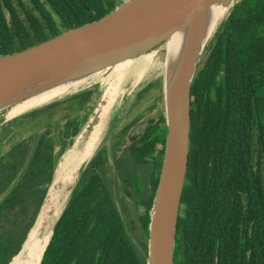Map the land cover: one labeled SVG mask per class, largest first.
Listing matches in <instances>:
<instances>
[{
  "label": "trees",
  "instance_id": "1",
  "mask_svg": "<svg viewBox=\"0 0 264 264\" xmlns=\"http://www.w3.org/2000/svg\"><path fill=\"white\" fill-rule=\"evenodd\" d=\"M18 3L20 9L12 0H0V56L99 19L117 2ZM87 98L78 101L81 107ZM45 114L58 112L29 114L33 131L26 132L20 119L0 128V144L8 145L0 153V264H8L20 250L65 143L81 127L74 113L47 124ZM190 114L189 160L174 262L264 264V0L236 1L217 27L192 83ZM133 121L113 134L111 154L100 147L83 170L41 264H146L150 209L167 131L160 109L158 121H150L139 139L119 154ZM43 128L47 130L39 134ZM143 164L151 166L149 189L141 198ZM120 189L131 196L135 210L143 205L137 220H131L137 221V237L117 206Z\"/></svg>",
  "mask_w": 264,
  "mask_h": 264
},
{
  "label": "water",
  "instance_id": "2",
  "mask_svg": "<svg viewBox=\"0 0 264 264\" xmlns=\"http://www.w3.org/2000/svg\"><path fill=\"white\" fill-rule=\"evenodd\" d=\"M238 0H124L99 19L32 45L20 51L0 56V128L34 111L57 113L82 110L77 107L81 99L94 93L90 86L55 98L23 113L14 114L11 108L37 97L55 87L73 83L90 75L107 70L116 64L134 59L162 47L174 34L181 37L175 58L165 67L162 83L156 80L135 94L138 103L143 94L154 89L162 94L166 140L159 181L150 209L146 264H175L177 224L182 194L188 169L191 130V87L199 69L204 51L215 33L218 20ZM227 7L226 12L211 27L213 6ZM228 15V14H227ZM226 15V16H227ZM163 48V47H162ZM164 49V48H163ZM160 85V88H157ZM110 88L108 87L107 90ZM107 90L95 102L84 127L69 138L61 157L74 146L86 149L88 140L100 136L89 159L77 167L70 184L56 180L57 165L36 219L29 229L20 250L30 240L36 225L41 226L51 213L52 199L59 194L61 186L68 191L59 214L52 222L50 237L36 264H41L44 252L54 232L55 225L64 211L71 194L92 157L99 150L104 134L111 125L117 106L123 102L126 89L122 87L115 95ZM149 93V94H150ZM122 94V95H121ZM120 95L119 98L117 96ZM67 96V97H66ZM78 97L76 100L73 98ZM110 98V101H109ZM86 102V103H87ZM106 110L103 111V109ZM115 107V108H114ZM85 109V108H84ZM103 111V112H102ZM60 114V113H59ZM59 116V115H58ZM147 122L138 125L133 133L145 129ZM43 130L39 132L41 134ZM85 138V139H84ZM59 199V198H58ZM38 223V224H37ZM11 259V260H12ZM8 262V264L11 262Z\"/></svg>",
  "mask_w": 264,
  "mask_h": 264
},
{
  "label": "bare ground",
  "instance_id": "3",
  "mask_svg": "<svg viewBox=\"0 0 264 264\" xmlns=\"http://www.w3.org/2000/svg\"><path fill=\"white\" fill-rule=\"evenodd\" d=\"M226 9L227 7H222L220 5L213 6V8L211 9L212 28L215 26L216 21L226 12ZM180 40V35L174 34L166 41V43L163 44L162 47L165 50L163 73L165 72V67L168 66V64H170V62L175 58L176 53L179 49ZM156 52L157 49H154L149 53L142 54L134 59H128L126 61L120 62L107 70L95 73L88 76L87 78L55 87L37 97L25 101L17 107L15 106L14 108H11V112L14 114L23 113L28 109L48 103L55 98L62 97L69 93L84 89L90 86L91 83L98 80L100 82H108L110 89L107 90V94L112 90L116 95L120 90L122 92V84L125 83L127 78L134 79L132 80V83H134L136 79L142 77V73H144L146 69L151 66ZM106 108L107 107H105L103 111L106 110ZM99 140L100 136L96 137L94 140L93 138H91V140L89 139L87 147L83 151L80 146H74L73 148L67 150V152L61 157L59 161L60 163L57 167L56 180L61 181L65 186L70 184L75 170L78 166L89 159ZM64 200L65 198H63L62 195L58 194L54 199H52L53 205L51 208V213L45 220L44 224H42L41 226H35L31 233L32 237L30 238V240L24 243L21 253L16 255L9 264H17L19 262H21L20 264H36L38 262L50 237L52 222L59 214L62 208L61 204Z\"/></svg>",
  "mask_w": 264,
  "mask_h": 264
},
{
  "label": "rangeland",
  "instance_id": "4",
  "mask_svg": "<svg viewBox=\"0 0 264 264\" xmlns=\"http://www.w3.org/2000/svg\"><path fill=\"white\" fill-rule=\"evenodd\" d=\"M13 3L19 7V0H12ZM26 2V0H24ZM124 1V0H116L117 3ZM52 12H54L52 10ZM54 14V13H53ZM228 14V11L218 20V24L226 17ZM55 15V14H54ZM6 16L9 18V14L6 13ZM165 60V50L160 46L157 48V52L155 54V57L153 59V62L150 67L146 69L144 73H142V77L135 80L134 83H132V78L126 79L125 83L122 84V87L126 89V96L123 100V102L120 103V106L118 110H116L114 117L112 118V122L106 133L104 134V138L102 140L101 146H104L106 151L111 153V147L113 143V134L117 131H119L121 128H123L126 124H128L130 121L138 119L139 122L141 120H152V121H158V112L163 107V100H162V94L158 91V89H154L149 95L148 93L144 95L145 98L141 99V103L137 105L134 103L135 94L138 90L143 88V86L152 83L156 80H159L162 83L163 80V61ZM134 84V85H132ZM94 87V93L92 94V97L90 96V100L88 99V102L85 103V107L82 108L79 112H74L67 110L66 113L68 115H71V113H74V115H78V120L81 122V130L85 125V122L88 119V116L90 112L93 109V106L95 105V102L100 98V96L104 93L105 90L109 87L108 82H96L92 84ZM160 88V85L157 87ZM77 92L73 93L76 94ZM72 94V93H71ZM70 95V94H69ZM122 95V94H121ZM67 97V96H66ZM120 95L117 96L119 98ZM77 107L80 106L79 103L76 104ZM85 108V109H84ZM115 108V107H114ZM60 113V114H59ZM59 115V116H58ZM64 112H58L57 116L61 118L62 116H65ZM54 115H48L45 114L42 116L43 119H45V123L52 121L54 118L57 117ZM21 122L23 123V126L25 128V131L28 132L29 128L36 129L33 127H29V117H21L19 118ZM15 120V119H13ZM48 121V122H47ZM52 124V123H51ZM147 126V125H146ZM47 128V127H46ZM46 128H43L44 131ZM27 133L22 134V136H26ZM85 139V138H84ZM69 140L65 143V147L68 146ZM123 145L121 146V149L124 147V145L129 143V140L126 138L124 141H122ZM157 148H160L161 145L158 143ZM8 145H1L0 144V153L4 151L5 148H7ZM122 150H120L118 153L120 154ZM61 157V156H60ZM60 159V158H59ZM111 160V159H110ZM150 164H143L139 166V175L141 177V183L143 185V189L140 193V197L143 198L147 195L148 189H149V176H150ZM118 179H115V183H118ZM116 188V187H115ZM59 194L62 195L63 198L68 196V191L64 186H61ZM67 192V193H66ZM64 195V196H63ZM116 203L118 208L120 209L122 216L124 220L127 222V226L130 228V232L132 233L133 237H137L139 230H138V224L131 221L132 219L137 220V213L143 212V205L140 204L135 210V205L133 203V200L130 195H128L125 190L120 189L119 193L116 192ZM66 199V198H65ZM63 204V202H62ZM61 204V206H62ZM150 222V221H149ZM149 226V225H148Z\"/></svg>",
  "mask_w": 264,
  "mask_h": 264
},
{
  "label": "flooded vegetation",
  "instance_id": "5",
  "mask_svg": "<svg viewBox=\"0 0 264 264\" xmlns=\"http://www.w3.org/2000/svg\"><path fill=\"white\" fill-rule=\"evenodd\" d=\"M136 120V121H135ZM134 121H133V123H131L130 124V127H129V129L127 130V132H126V137L124 138V139H128L129 140V143L128 144H126V145H124V147L121 149V146L123 145V143H121L120 144V149L118 150V152L120 151V150H122V151H125V149H126V147L127 146H130L132 143H134V142H136V140L137 139H139V137L143 134V132L148 128V126L150 125V121H152V120H149V121H147V120H141V122H139L138 121V119H135ZM143 122H147L148 124H147V126H146V128L145 129H140V132H138V133H133L134 132V129L138 126V125H140L141 123H143ZM154 122V121H153ZM160 124L162 125V123L160 122ZM165 124V123H164ZM165 127H166V125H164ZM13 127H15L14 125H13ZM51 127H49L48 129L49 130H51L52 132H53V130L52 129H50ZM47 130V129H46ZM14 131L12 130V133H13ZM54 133V132H53ZM60 134V136L58 137L59 139H61L62 138V135H61V133H59ZM123 139V138H122ZM121 139V140H122ZM124 139L122 140V141H124ZM115 141H116V139L115 138H113V143H112V147H111V151L110 152H112V148H113V144L115 143ZM160 144L161 145V143L158 141L156 144H155V147H156V149L157 150H159L160 148H157V144ZM111 154V153H110Z\"/></svg>",
  "mask_w": 264,
  "mask_h": 264
}]
</instances>
